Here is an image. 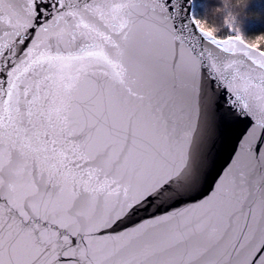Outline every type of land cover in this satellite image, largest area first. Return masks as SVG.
<instances>
[{
  "label": "snow or ice",
  "instance_id": "obj_1",
  "mask_svg": "<svg viewBox=\"0 0 264 264\" xmlns=\"http://www.w3.org/2000/svg\"><path fill=\"white\" fill-rule=\"evenodd\" d=\"M188 3L0 0V264H264V36Z\"/></svg>",
  "mask_w": 264,
  "mask_h": 264
},
{
  "label": "trees",
  "instance_id": "obj_2",
  "mask_svg": "<svg viewBox=\"0 0 264 264\" xmlns=\"http://www.w3.org/2000/svg\"><path fill=\"white\" fill-rule=\"evenodd\" d=\"M202 18L207 27L216 29L214 35L219 39H226L229 35H235V27H238L244 35L245 41L254 44L258 37L264 36V0H228L230 8L223 11H210L220 4V0H202ZM229 24L235 21V27L229 28ZM264 51V41L257 45Z\"/></svg>",
  "mask_w": 264,
  "mask_h": 264
},
{
  "label": "water",
  "instance_id": "obj_3",
  "mask_svg": "<svg viewBox=\"0 0 264 264\" xmlns=\"http://www.w3.org/2000/svg\"><path fill=\"white\" fill-rule=\"evenodd\" d=\"M185 7L188 8V12L184 14L192 15V0H189V3L186 4ZM192 27L193 29H195V25H192ZM195 35L201 41V50L204 51L205 57H207L208 51H212L213 53H219L218 49L208 44L206 41L203 40L202 37H200L198 31L195 32ZM245 43L247 42L245 41ZM257 50L262 51L258 48ZM224 100L225 95L221 93L219 103L222 105L224 103ZM248 127L249 120L245 118H239L233 119L231 121V126L227 131L216 133L213 132V130L210 128V133H212V149L210 153L212 163L211 168L209 170L207 182L204 186L205 193H211L215 181L219 179L220 175H223L224 170L227 169L229 164L232 163V159L235 156L236 150L238 148L239 137L241 133L245 131Z\"/></svg>",
  "mask_w": 264,
  "mask_h": 264
},
{
  "label": "rangeland",
  "instance_id": "obj_4",
  "mask_svg": "<svg viewBox=\"0 0 264 264\" xmlns=\"http://www.w3.org/2000/svg\"><path fill=\"white\" fill-rule=\"evenodd\" d=\"M193 8H192V14L197 15V17L201 20L203 24H205L203 18H202V12H201V7H202V0H192ZM207 28V26L205 25Z\"/></svg>",
  "mask_w": 264,
  "mask_h": 264
},
{
  "label": "clouds",
  "instance_id": "obj_5",
  "mask_svg": "<svg viewBox=\"0 0 264 264\" xmlns=\"http://www.w3.org/2000/svg\"><path fill=\"white\" fill-rule=\"evenodd\" d=\"M227 3H228V0H220V4L218 6H215L213 9H210V11H223L224 10V6ZM213 29H215V28H213ZM239 34L241 36V39L244 40V42H245L244 35L241 32Z\"/></svg>",
  "mask_w": 264,
  "mask_h": 264
}]
</instances>
